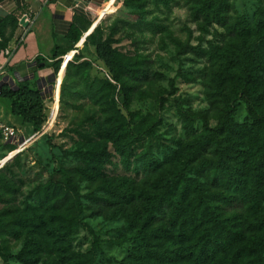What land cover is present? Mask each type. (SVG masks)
<instances>
[{"label": "trees", "instance_id": "1", "mask_svg": "<svg viewBox=\"0 0 264 264\" xmlns=\"http://www.w3.org/2000/svg\"><path fill=\"white\" fill-rule=\"evenodd\" d=\"M116 3L128 10L136 27H159L146 20L149 6L170 11L182 5L203 28L225 26L235 36L226 49L185 47L214 61L209 98L218 108L217 124H210L206 111L180 107L186 138L156 145L157 114L124 113L141 96L140 83L148 78L144 60L128 58L114 47L120 25L127 21L115 20L106 32L101 22L95 26L75 17L67 46L56 45L53 62L46 66L64 76L59 104L67 84H80L77 95L93 106L80 130L85 146L73 151V167L59 166L62 180L38 183L22 196L12 170L19 154L0 169L1 264H95L103 242L124 249L118 264H264V7L250 21L232 16L233 0ZM5 24L13 31L19 21L9 17L0 24L1 48ZM82 45L94 47L106 76H91V62L81 61L79 53L63 60ZM0 98L9 102L12 115L40 134L47 108L38 90L3 85ZM157 101L161 106L166 100L159 94ZM241 104L246 115L240 122ZM109 144L125 171L143 174L139 182L107 177ZM82 182L89 186L86 194L81 193ZM91 207L112 211L123 221V231L103 241L90 230L91 249L83 253L75 250L73 238ZM20 241L22 247L13 254V243Z\"/></svg>", "mask_w": 264, "mask_h": 264}, {"label": "rangeland", "instance_id": "2", "mask_svg": "<svg viewBox=\"0 0 264 264\" xmlns=\"http://www.w3.org/2000/svg\"><path fill=\"white\" fill-rule=\"evenodd\" d=\"M115 2L116 0H109L93 24L97 26L101 21L107 32L115 20H126L128 24H121L115 36L118 42L114 47L128 58L144 60L148 68V78L140 83L141 96L134 97L129 110L124 113L139 111L142 114H157L161 124L155 132L156 145L161 143L168 146L177 139L186 138L178 112L180 107L192 112H208L210 124L215 126L218 108L209 98L211 77L215 71L214 61L209 57H200L186 51L185 47L190 45L207 49L210 45H216L226 49L234 42L235 36L225 26L216 24L203 28L193 21L182 5L174 6L170 11H159L154 6H149L150 13L146 20L159 27L156 29L149 26L136 27L135 20L128 15V10L122 7L121 3L112 6ZM233 6V17L244 16L251 21L256 12L264 7V0H233ZM69 52L73 53L70 60L79 53L81 61L91 62V76H106L105 66L97 59L93 46H82L78 48V52L76 50ZM63 80L64 76L55 84V100L45 104L50 114L54 112V118L50 114L46 115L45 123L34 143H28L25 147L15 146L16 150L9 152V149L3 147L0 142V168L11 162L18 154L20 156L12 170L17 176L18 184L20 183L21 196L38 183H46L51 178L62 180L61 176L57 175L59 166L73 167L77 161L73 151L78 146H85L80 130L93 106L77 95L76 90L81 88L80 84H67L64 88L63 101L59 104ZM159 94L166 100L161 106L157 101ZM0 106L10 114L8 101L0 98ZM245 115V105L241 104L236 119L241 122ZM25 125L27 129L23 130L22 136L29 140L36 132L32 126ZM195 126L200 130L201 122L197 121ZM45 128L47 131L42 136ZM18 144H21V141ZM108 150L112 156V164L105 170L109 179L126 178L139 182L143 178L142 173L136 175L123 169L111 144L108 145ZM80 186L82 194L89 191V186L85 182ZM85 204H88L87 201ZM1 206L0 204V208ZM91 208L83 221L84 226L73 238L75 250L83 253L91 249L92 233L103 241H108L117 238L119 232L123 231V221L114 218L112 211L99 207ZM21 247V241L13 243L12 253L16 254ZM123 257V248L103 242L102 252L95 259V264H118ZM10 264L19 263L11 261Z\"/></svg>", "mask_w": 264, "mask_h": 264}, {"label": "crops", "instance_id": "3", "mask_svg": "<svg viewBox=\"0 0 264 264\" xmlns=\"http://www.w3.org/2000/svg\"><path fill=\"white\" fill-rule=\"evenodd\" d=\"M108 3L109 0H0V24L9 17L17 19L19 24L24 19L27 24L13 31L8 24L3 27L6 44L5 48L0 47V87L15 89L27 85L40 92L44 104L55 100V84L61 77L46 66L53 62L55 46H67L66 35L75 17L93 24ZM0 119L19 130V142L26 141L22 135L27 126L11 110L7 114L0 106Z\"/></svg>", "mask_w": 264, "mask_h": 264}, {"label": "built area", "instance_id": "4", "mask_svg": "<svg viewBox=\"0 0 264 264\" xmlns=\"http://www.w3.org/2000/svg\"><path fill=\"white\" fill-rule=\"evenodd\" d=\"M19 26L21 28H23L24 26L19 24ZM64 60V58H63ZM71 61V60H69ZM2 70V66H0V71ZM51 117L53 116L54 118V112H51ZM46 128L44 129V131H42V135H44L46 133ZM19 135L20 132L18 129H16L15 127L5 123L2 119H0V142L2 144H9V145H13V146H18V147H25L28 146V143H33L34 141H36V137L38 136V134H35L31 139L26 140L24 142H22L21 144L19 143Z\"/></svg>", "mask_w": 264, "mask_h": 264}, {"label": "water", "instance_id": "5", "mask_svg": "<svg viewBox=\"0 0 264 264\" xmlns=\"http://www.w3.org/2000/svg\"><path fill=\"white\" fill-rule=\"evenodd\" d=\"M99 23H100V22H99ZM20 24H21V25H23L24 27H26V26H27V24H25V21H24V19L20 21ZM76 48H77V46H76ZM49 112H50V111H49V110H47V111L45 112V114L48 116V115H49Z\"/></svg>", "mask_w": 264, "mask_h": 264}, {"label": "bare ground", "instance_id": "6", "mask_svg": "<svg viewBox=\"0 0 264 264\" xmlns=\"http://www.w3.org/2000/svg\"><path fill=\"white\" fill-rule=\"evenodd\" d=\"M1 169V168H0Z\"/></svg>", "mask_w": 264, "mask_h": 264}]
</instances>
